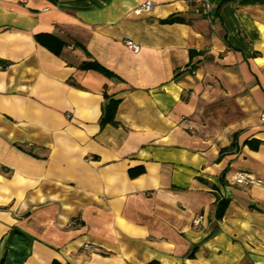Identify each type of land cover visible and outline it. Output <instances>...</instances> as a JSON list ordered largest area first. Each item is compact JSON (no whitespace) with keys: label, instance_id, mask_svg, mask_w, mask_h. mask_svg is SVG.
<instances>
[{"label":"crops","instance_id":"crops-1","mask_svg":"<svg viewBox=\"0 0 264 264\" xmlns=\"http://www.w3.org/2000/svg\"><path fill=\"white\" fill-rule=\"evenodd\" d=\"M262 111L264 0H0V264H264Z\"/></svg>","mask_w":264,"mask_h":264},{"label":"trees","instance_id":"trees-1","mask_svg":"<svg viewBox=\"0 0 264 264\" xmlns=\"http://www.w3.org/2000/svg\"><path fill=\"white\" fill-rule=\"evenodd\" d=\"M163 23L171 24V23H180L183 22L181 17L178 16H171L164 21ZM35 41L40 44L41 46L45 47L47 50L52 52L54 55H59L62 48L65 46V43L57 39L56 37L48 34H38L35 36ZM82 69H94L100 71L106 75L108 72L104 70L100 65L97 63H82L80 65ZM118 105L117 100L110 99L108 103L104 106L101 117H100V125L110 124V125H117L114 120L115 111ZM228 204L227 198L218 199L215 205V218L220 220L225 212V209Z\"/></svg>","mask_w":264,"mask_h":264},{"label":"built area","instance_id":"built-area-1","mask_svg":"<svg viewBox=\"0 0 264 264\" xmlns=\"http://www.w3.org/2000/svg\"><path fill=\"white\" fill-rule=\"evenodd\" d=\"M189 6L193 7L195 11L209 22H213L218 7V0H182ZM153 7L151 2H146L140 5L134 12L140 13L141 11H150ZM126 48L134 53L138 51V46L133 42L126 40L124 42ZM259 121L262 127H264V111L259 115ZM233 181L239 185H262L260 180L256 179L247 173H238L233 178ZM200 223L199 219H194L193 224L198 225Z\"/></svg>","mask_w":264,"mask_h":264},{"label":"water","instance_id":"water-1","mask_svg":"<svg viewBox=\"0 0 264 264\" xmlns=\"http://www.w3.org/2000/svg\"><path fill=\"white\" fill-rule=\"evenodd\" d=\"M227 195H228V192H227Z\"/></svg>","mask_w":264,"mask_h":264}]
</instances>
